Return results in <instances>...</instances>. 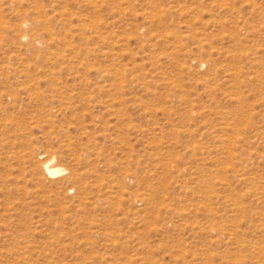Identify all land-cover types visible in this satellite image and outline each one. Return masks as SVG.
<instances>
[{"label":"rangeland","instance_id":"374dc122","mask_svg":"<svg viewBox=\"0 0 264 264\" xmlns=\"http://www.w3.org/2000/svg\"><path fill=\"white\" fill-rule=\"evenodd\" d=\"M0 264H264V0H0Z\"/></svg>","mask_w":264,"mask_h":264},{"label":"bare ground","instance_id":"6f19581e","mask_svg":"<svg viewBox=\"0 0 264 264\" xmlns=\"http://www.w3.org/2000/svg\"><path fill=\"white\" fill-rule=\"evenodd\" d=\"M55 157H52L46 161L43 162V167L46 169V171L50 174V175H59L60 173L65 171V167L61 164L55 163L54 162Z\"/></svg>","mask_w":264,"mask_h":264}]
</instances>
